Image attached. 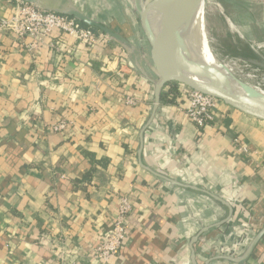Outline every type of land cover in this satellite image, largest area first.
<instances>
[{
  "label": "crops",
  "instance_id": "crops-1",
  "mask_svg": "<svg viewBox=\"0 0 264 264\" xmlns=\"http://www.w3.org/2000/svg\"><path fill=\"white\" fill-rule=\"evenodd\" d=\"M26 1L131 49L71 36L30 49L0 31V264H100L123 198L128 235L111 264H236L264 230V121L219 101L199 130L181 87L156 106L134 0ZM15 2L0 0V19ZM245 264H264V235Z\"/></svg>",
  "mask_w": 264,
  "mask_h": 264
},
{
  "label": "water",
  "instance_id": "water-1",
  "mask_svg": "<svg viewBox=\"0 0 264 264\" xmlns=\"http://www.w3.org/2000/svg\"><path fill=\"white\" fill-rule=\"evenodd\" d=\"M157 1L158 0H154L149 4L146 2L143 4L142 0H134V5L140 17V23L145 38L150 46L151 60L159 76V81L156 83L155 89L156 106L159 105L162 90L169 83H177L193 91L213 97L241 113L264 121V102L260 103L244 95L242 92L248 91V84L238 79L233 74L232 70H230L226 65L222 64L216 58V56L211 54V62L215 64V73L217 70L218 73L220 72L223 74L226 80L235 87L234 89L221 87L219 84L214 82L216 75L214 72H210V70H208V66H201L200 64L191 61L189 59L190 53L188 51L187 42L182 44V46L179 45L181 46L180 49L175 47L174 52H172L176 38L194 11L198 8L202 0H177L172 3L161 29L159 30L158 34H155L150 23L149 15L152 7ZM63 15L73 17L79 22H85L91 28L99 30L112 39L124 44L128 49H131L128 42L120 34L114 32L112 29L100 25L94 21L88 20L75 12L64 13ZM176 53L182 55V57H178V55L175 56ZM172 57L174 61H177V66L182 70L183 67H191L192 69L198 68V72L206 78H199L188 73L174 70L172 65ZM263 235L264 230L254 239L244 255L239 258L230 257L229 259L236 264H245Z\"/></svg>",
  "mask_w": 264,
  "mask_h": 264
},
{
  "label": "built area",
  "instance_id": "built-area-1",
  "mask_svg": "<svg viewBox=\"0 0 264 264\" xmlns=\"http://www.w3.org/2000/svg\"><path fill=\"white\" fill-rule=\"evenodd\" d=\"M0 31L15 35L25 44L31 40L30 49H37L49 41V45L55 48L54 39L57 37L71 36L87 46L99 45L110 39L105 34H97L92 28H84L73 17L41 9L26 0H16L11 16L0 19ZM183 92L187 117L199 130H203L213 121L219 100L188 88ZM66 128L65 124L55 127L59 131ZM131 211V202L121 199L115 222L97 250L100 264H111L121 253L128 235L125 223Z\"/></svg>",
  "mask_w": 264,
  "mask_h": 264
},
{
  "label": "rangeland",
  "instance_id": "rangeland-1",
  "mask_svg": "<svg viewBox=\"0 0 264 264\" xmlns=\"http://www.w3.org/2000/svg\"><path fill=\"white\" fill-rule=\"evenodd\" d=\"M145 2L146 0H142L143 4ZM207 2L205 16L207 40L214 55L230 70L233 69L232 72L238 79L250 87L264 91V0H207ZM247 5H251L248 10L252 12L250 25L239 21V13H244ZM230 16H234L237 22L229 20ZM246 26H250L252 31L245 32ZM209 66L211 70L214 69V66ZM217 79L219 80V77H216ZM179 87L183 91L186 89L183 85Z\"/></svg>",
  "mask_w": 264,
  "mask_h": 264
},
{
  "label": "bare ground",
  "instance_id": "bare-ground-1",
  "mask_svg": "<svg viewBox=\"0 0 264 264\" xmlns=\"http://www.w3.org/2000/svg\"><path fill=\"white\" fill-rule=\"evenodd\" d=\"M154 0H146V3L149 4L153 2ZM177 0H158L155 5L152 7L149 19L150 23L152 26V29L154 30L155 34H158L159 30L161 29L168 13L170 10V5L174 3ZM208 2L207 0H202L198 8L194 11L178 37L176 38V41L173 46V51L175 47H180L182 44L187 42L188 44V51L190 53L189 59L193 61L194 63L200 64L201 66H208V70L210 72H214V69H210V65L215 67V64L211 62V54L215 56V53H212L211 45L210 42H208V32H207V27H206V9H207ZM181 45V46H179ZM178 55V57H182V55L176 53L175 56ZM204 57V58H203ZM206 58H208V61H206ZM216 62V61H215ZM208 64V65H207ZM227 64V63H226ZM172 65L174 70L180 71L183 73H188L190 75H194L199 78H206L204 77L201 73L198 72L197 69H192L191 67L184 68L183 70L177 66V61H174L172 57ZM232 66V65H231ZM218 69V68H217ZM233 70V69H232ZM215 79L214 82L219 84L223 88H232L234 89L235 87L230 84L226 80L223 74L220 72L218 73L216 70L215 73ZM216 77H219V80H216ZM240 78V77H239ZM243 81V80H242ZM248 91L247 92H242L244 95L247 97L254 99L258 102H264V91L260 90L255 87H250L247 85Z\"/></svg>",
  "mask_w": 264,
  "mask_h": 264
},
{
  "label": "trees",
  "instance_id": "trees-1",
  "mask_svg": "<svg viewBox=\"0 0 264 264\" xmlns=\"http://www.w3.org/2000/svg\"><path fill=\"white\" fill-rule=\"evenodd\" d=\"M79 22V21H78ZM81 24V26H83L84 28H88L86 25H84L83 23L79 22ZM96 33H97V30L92 28ZM166 87H169L170 88V92H172L173 94H178L177 90L179 88V84L177 83H169ZM163 99L165 100V96H163ZM171 101V100H170Z\"/></svg>",
  "mask_w": 264,
  "mask_h": 264
}]
</instances>
